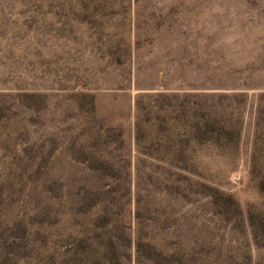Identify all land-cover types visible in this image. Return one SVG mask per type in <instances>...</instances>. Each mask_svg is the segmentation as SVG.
<instances>
[{"label": "rangeland", "instance_id": "obj_1", "mask_svg": "<svg viewBox=\"0 0 264 264\" xmlns=\"http://www.w3.org/2000/svg\"><path fill=\"white\" fill-rule=\"evenodd\" d=\"M0 264H264V0H0Z\"/></svg>", "mask_w": 264, "mask_h": 264}]
</instances>
